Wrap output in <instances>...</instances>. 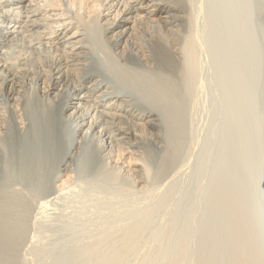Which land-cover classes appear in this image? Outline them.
<instances>
[{
	"label": "bare ground",
	"instance_id": "obj_1",
	"mask_svg": "<svg viewBox=\"0 0 264 264\" xmlns=\"http://www.w3.org/2000/svg\"><path fill=\"white\" fill-rule=\"evenodd\" d=\"M209 2L211 1L0 0V264H17V253L31 230L28 221L32 217L29 218V215L35 210L41 213L46 210L50 203L47 200L50 198L46 196L51 187L57 189V193L63 192L59 196L76 191L75 184L79 182L76 179L74 182L77 171L73 158L83 152L85 154L89 145H93V158L98 165L96 175L99 178L93 174L99 179L96 182H101L99 185L102 186L105 184L106 188L115 185V194L118 190L126 197L127 194L133 198L150 195L156 186H160L161 182L186 165L198 138L196 68L200 53L197 35L200 32V13ZM249 2L252 19L256 25H260V29L261 26L264 28V0ZM220 56L222 57V53ZM220 69L216 72L218 80H221L220 73L224 71L223 68L222 71ZM213 79L214 82L218 81ZM228 84L226 83L227 86ZM226 85L222 86L221 93L216 97L219 106L226 99L227 104H230ZM239 100L236 101L240 103ZM212 103L207 104L211 106ZM229 106L232 107L228 109L231 112L238 108L234 104ZM257 117H254L256 122ZM257 123V126L252 125L254 131L259 126ZM67 126L72 128L68 136L65 131ZM257 131L254 132L257 133L256 136L262 135V132ZM215 136H218L217 129ZM260 147L261 150L264 149V141ZM260 147L258 150L255 148V152H262ZM253 152L251 154H257ZM251 156H247L250 160H247V169H244L247 171L246 177L250 174L247 178L253 183L250 185L251 189L253 185L254 190L259 191L264 187V167L260 165L259 168L257 159L254 158L253 161ZM251 159L253 163L250 162ZM13 163L17 166L14 171L11 168L15 167ZM249 163L259 166L260 170L256 172L258 168L256 170L253 166L254 172L249 173L248 169L252 170ZM201 166L202 171L204 164ZM8 174H19L15 175L19 180L15 179L17 182L13 184L15 177L12 181ZM111 190L105 193L111 194L114 191ZM172 193L169 194L174 197V191ZM115 194L111 195L115 198ZM82 195H79L81 199ZM172 196L168 197L173 198ZM108 197L102 199L107 200ZM164 198L165 202L168 201L167 196ZM102 199L96 198L95 203H85L88 206L93 203L101 209V205L108 202L105 214L108 212L109 216L112 215L113 207L110 202H113V198L110 202ZM238 200L239 206L236 204L231 209L243 211V201ZM161 206L157 207L160 212ZM132 208L122 213L118 211L114 219L111 216L107 219L105 216L106 220H113L97 221V230L85 228V238H90L89 245H92L91 249L96 252V260L100 264H131L134 255L138 260L135 246L141 245L142 235L149 231V224L157 222L159 215L154 211L155 215L152 209ZM236 210H232L234 216ZM241 212L242 217L244 211ZM114 213L115 210L113 215ZM239 224L238 222V226ZM245 224L244 222L242 226L245 227ZM172 227L175 228V225ZM244 227H240L241 231ZM77 229L78 227L73 228ZM175 229L168 231L175 233ZM246 230L243 231L244 234ZM235 232L240 231L238 229ZM240 234L234 235L242 241L244 235L241 237ZM167 235L171 236L172 233ZM237 236V242H241ZM246 236L247 239L249 236ZM165 238L161 242L167 243L169 239L166 238L165 241ZM168 238L172 239L170 244H177V241L173 243L172 237ZM184 239V242L179 239L178 243L188 244V239ZM248 241L250 240L247 239ZM150 243L151 241L146 245H151ZM204 244L199 249L200 255ZM181 246L179 243L176 249L171 245L174 257L178 255L177 259L179 255L180 258L186 255L183 254L184 248L179 250ZM185 246L187 248L188 245ZM151 247H141L142 253H147L141 261L144 262L150 256L144 264H162L164 247L161 253V247L159 250L156 248L160 255L155 252L157 255L152 254L154 257L148 255ZM153 249L152 252L155 251ZM130 250L134 253L130 256L132 260L127 261L125 257H128L127 252L131 254ZM178 250L182 255L178 254ZM172 257V260L169 257L172 263L179 261ZM166 259L168 260L167 256L164 260L167 261ZM201 260L202 258L198 264ZM181 261L182 259L179 262ZM168 262L170 261L166 263Z\"/></svg>",
	"mask_w": 264,
	"mask_h": 264
},
{
	"label": "rangeland",
	"instance_id": "obj_2",
	"mask_svg": "<svg viewBox=\"0 0 264 264\" xmlns=\"http://www.w3.org/2000/svg\"><path fill=\"white\" fill-rule=\"evenodd\" d=\"M209 1H211L207 4L209 6L206 5L203 7L205 10L200 13L201 19L199 18L200 32L197 38L200 56L196 68V74L198 75L196 112V130L198 131V138H196L193 153L189 161L176 174H172L166 181L164 180L165 182H161L162 184L160 186H156L153 193L151 192L150 195L135 196L134 198L136 199L132 202L134 198L129 196L132 198L130 199L128 194V198L122 196L123 194L121 195L118 190L115 194V185L110 186L111 188L114 186V189L112 188L111 190L110 187H108L110 189L106 188L105 184L102 186L101 182H96L99 181V176L96 175L98 165L93 158V145H89L85 154L83 152L80 156L76 155L77 157L75 156L73 158V165H75L74 168L77 171L76 174H74V182L75 179L79 182V184L76 182L79 188L75 184L76 191L74 193L70 195L66 193V196L64 193L63 196H59L60 192L58 191L57 193V189L51 187L52 189L50 188L48 192V194H50L46 196L50 198H46L48 202H50L47 204L49 206H46V210H43L46 214L38 210H35V212L33 211L34 209L32 210L34 213L29 215V218H32L28 221L30 226L29 229L31 228V230L28 231L29 233L27 232L29 236L27 234L28 238L26 242L23 243V246L17 253V264H98L96 252L91 249L92 245H89L91 244L90 238L87 237L89 240L85 238V228L97 230L95 226L97 221L101 220L105 222L113 220L119 212L122 213L127 209H131L132 206H134L135 209H152L154 214L156 212V214L158 213L159 215H157L159 219L155 216V218L158 219L157 222L149 224L151 227L148 225L149 229L146 228L149 231H146L145 235L143 234L144 236L142 235V239H138L139 241L141 239V245L138 244V240H136L138 243L135 244H138L139 247L138 245L137 247L134 245L138 250V252H136L137 250L134 248L137 253L136 256L138 260L140 259L142 264L146 263L150 256L146 257L145 260L143 259L144 262L141 261L142 257L144 258L145 255L147 256V253L144 252L145 255L142 253L143 250L141 247L148 246L149 248L153 246L155 249L151 247L150 252L148 251V255L151 254V257H154L152 254H155V252L160 255L156 248L159 250L165 243L162 241L164 243L161 244V239L163 237L170 240H167L169 244L172 242V239L168 237H172L173 243L177 241L178 245L179 243L182 245L179 247V250H182V248L185 249L183 254L186 255L181 256V258L179 255L177 259L176 257L178 255L176 254L177 256L174 257L175 254L172 252V247L175 246L174 248H176V246H178L176 242V245H167V243H165L162 246L164 250L161 247L160 253L163 250L162 254L164 258L167 256L168 260H166L171 263V257L173 256L175 258L174 260L180 261L182 259V263L188 262V264H198L201 258L200 264H264V191H262L264 187L258 191L257 189L254 190L255 188L252 185L253 188L251 189L250 185L253 183L247 178L250 174L246 177L247 173H245L246 170L244 169L247 167L246 163L249 159V157L247 159V156L251 155L253 156L250 158L257 159V165L264 167V149L261 150L260 147L264 141V28L261 26L260 29V25H256L254 19H252L253 15H251L249 0ZM216 48L219 49L217 50ZM221 53L222 57L220 56ZM217 62L219 63L218 65ZM219 68H221L220 71H222V68L224 69V71L220 73V79H225V81L218 80L216 77V72ZM213 78H216L219 82L216 80L215 81L218 83L214 82ZM211 79L213 83H211L212 81L210 82ZM222 82L225 85L229 83V86L226 85L225 89H228L226 95L229 96L228 98L231 100H229L230 104L238 105V108L234 106L235 109L237 108L235 111L232 110L234 113L228 110L233 107L232 105L230 108V104H227L228 99L223 100L222 106H219V102L216 99L217 95L221 93L223 89L222 86L224 84ZM238 85H240V87ZM209 89L211 90L209 91ZM237 99H240V103L236 101ZM210 100L214 102L212 103ZM207 103H212L214 106H212V104L210 106ZM254 114L256 116H254ZM257 115H259V118ZM254 117H257V119L260 120H257V122L260 123L254 121V119L256 120ZM255 123L259 124V126L262 124L260 126L261 129L258 126L255 127L256 131H254L252 125L253 127L257 126ZM71 129L72 128L68 126L65 128L67 136L71 133ZM216 129L218 134L217 137L215 136ZM257 130H259V133L262 132V135H259L260 137L255 135L257 133H254L258 132ZM206 133L209 136L206 135ZM257 145L259 146L256 147ZM259 147L262 152H255V148L258 150ZM81 151H83V149ZM251 152L257 154H251ZM255 159L253 161H255ZM260 160H262L261 163ZM250 162L253 163L252 159ZM203 164L204 169L201 171V165ZM13 165L15 166L14 163ZM13 165L11 164V166ZM254 165H249L250 167L252 166L251 168L253 170L248 169L249 173H253L254 169L259 167ZM249 166L248 168H250ZM261 166L259 168H261ZM16 167L17 166L11 168L14 171ZM259 168L258 170L256 169V172L260 170ZM10 175L11 174H8V177ZM15 175L18 176L19 174H12L9 179L12 180ZM252 176L250 180H252ZM15 179H17V181L19 180V178L15 177L13 179L14 181L12 180L13 184L17 182ZM80 181L83 182L82 184L84 187ZM99 183H101V186ZM110 190H114L111 194L114 193L115 198L110 193L106 194V191ZM169 190L171 191L169 192ZM167 191L169 193L174 191V197L172 196L173 193H165ZM62 193L63 192H61L60 195H62ZM81 194H83L82 199L79 197ZM86 194L90 195L87 196ZM170 195L173 198H169L171 197ZM69 196L70 198H68ZM104 196L110 197L107 199L109 202L113 198V202H110V205H112L111 207L114 209L112 208L113 211L111 210L112 215L110 216L114 218H110V220L105 219V216L107 219L110 217L108 212L107 215L105 214V210H107V205L109 204L108 202H105V205H101L103 207H100L101 209L93 205V203L96 202V198H106ZM166 196L168 200L166 201L167 203L164 201L166 200L164 198ZM87 197H90L91 200ZM238 199H240L241 202L243 201V203H240L244 205V212L240 209L244 213L242 217L240 215V210L237 211L236 208L231 209L238 204ZM105 200L106 199L103 201ZM85 201H88V204L89 201L93 202L91 206L89 205L90 208ZM160 204H162V206ZM232 204L235 205L233 206ZM241 204L240 206H242ZM92 205L94 207L93 211L91 210ZM160 206L161 212L159 211L160 209L157 210V207L160 208ZM114 210L115 216L113 215ZM232 210H236V215L240 216L237 217L235 215V217L234 211ZM99 212L100 214H98ZM238 222L240 223L239 226ZM241 222L243 224L244 222L246 223L245 227L242 226L243 224H241ZM172 225H175L177 230L173 228ZM74 227H78V229L73 230ZM240 227H244L243 231L247 228L245 234L249 236L247 239L250 241L247 242V236L241 231L242 229H240ZM171 228L175 229V233L172 231L171 236H166V234H171L169 232L172 230ZM238 229L240 232L236 233L235 231ZM241 232L242 234H240ZM234 234H240V236L244 235V237H241H243V239L245 238V243H243V239L241 241V238L236 235L241 241L237 242L239 240ZM146 235H148L149 238H145L148 237ZM233 236H235V239ZM184 238L188 239H186L189 241L188 244H182V242L178 243L179 239L183 241L182 239ZM145 239H147V241ZM143 241L145 243H143ZM150 241L151 245H146V243ZM156 241L158 243H156ZM159 242H161V246ZM153 243L160 247H157ZM202 243H205L204 247H202L203 257L200 255ZM185 244L189 247L187 246L186 248ZM152 249L155 251L152 252ZM176 249L174 251H177ZM179 250L178 254H181ZM89 251H93L94 254L93 252L89 253ZM130 251L131 254L130 252H127L128 254L126 253L128 255V257H125L127 261L132 260L130 256L133 255L134 251ZM140 254H142V256H140ZM169 257L171 260H169ZM164 258L162 257V264L167 262ZM133 259V261H130L131 264L140 263L135 259V255ZM179 261L175 264H181ZM172 264H174V262Z\"/></svg>",
	"mask_w": 264,
	"mask_h": 264
}]
</instances>
